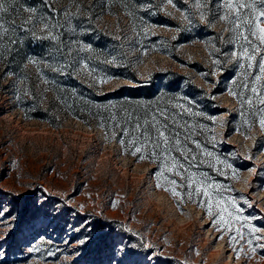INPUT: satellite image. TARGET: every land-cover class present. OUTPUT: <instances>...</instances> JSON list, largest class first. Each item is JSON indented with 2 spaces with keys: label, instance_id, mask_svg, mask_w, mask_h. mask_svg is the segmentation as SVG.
I'll list each match as a JSON object with an SVG mask.
<instances>
[{
  "label": "rangeland",
  "instance_id": "rangeland-1",
  "mask_svg": "<svg viewBox=\"0 0 264 264\" xmlns=\"http://www.w3.org/2000/svg\"><path fill=\"white\" fill-rule=\"evenodd\" d=\"M53 2L55 13L34 8L35 23L27 26L51 40L49 55L39 58L28 52L15 66V46L7 38L0 46V264H116L122 254L113 253L114 241L136 252L138 264H264V240L247 242L251 227L264 229V76L255 81L258 67H247L258 64L264 44L249 36L260 50L254 61L241 55L248 45L236 31L227 30L234 28L235 11L222 8L224 0H213L210 9H197L195 0H174L175 6L167 0ZM233 2L254 4L255 13L240 9L254 21L264 9L260 0ZM25 7L33 8L12 6L0 19L20 25L30 15ZM225 12L228 19L221 21ZM44 23L49 29L42 31ZM246 28L242 25L240 31ZM49 30L56 39L48 36ZM29 33L10 28L8 35L21 43ZM29 57L38 63H29ZM47 63L50 69L66 65L61 72H69L96 95L157 80L167 70L196 86L201 92L190 91L181 97L183 103L174 105L176 114L182 113L176 124L160 117L180 132L181 146L187 149L182 156L173 148L166 162L171 167L175 157L183 164L176 171L184 179L167 169L157 178L162 156L156 163L138 160L139 153L131 155V149L124 151L112 138L113 130L120 136L123 127L130 136L140 135L131 131L136 117L143 130V119L150 120L158 110L131 102L127 105L135 110L127 109L125 94L90 100L67 84L58 85L45 73ZM86 104L92 106L91 114H77L78 105ZM144 151L150 157L151 146ZM189 173L197 181L207 174L209 182L222 186L216 189L220 204L212 211L227 209L225 221L231 213L223 239L217 238L220 233L203 207L164 190L173 187L171 179L186 183ZM223 197L235 202L238 214ZM229 233L236 236L231 245ZM254 236H264V231Z\"/></svg>",
  "mask_w": 264,
  "mask_h": 264
},
{
  "label": "snow or ice",
  "instance_id": "snow-or-ice-1",
  "mask_svg": "<svg viewBox=\"0 0 264 264\" xmlns=\"http://www.w3.org/2000/svg\"><path fill=\"white\" fill-rule=\"evenodd\" d=\"M169 4L174 5V0H167ZM261 3H264V0H260ZM213 3V0H204L203 3H201V0H195V7L197 9H203V8H209L211 7ZM15 5V0H12V5L6 6L4 0H0V14L9 13L11 11L12 6ZM222 8L227 10H234L235 11V19L232 21V24L234 25V28L227 29L228 31H236L237 35L239 37H243L244 41L248 46L243 48V52L241 55H246L247 59L249 61H254L256 59V52L260 49L257 47V45L254 43L253 39H249V36L252 38H258L261 44H264V26H261V23L264 21H261L260 18H264V9H261L257 15L256 20L254 21L253 18L249 15H241L240 9L241 8H251L252 11L255 13L256 9L254 4H247V3H240L235 4L233 0H224L223 4L221 5ZM24 12L30 13L29 17L27 19H22L20 25H15V21H10L9 25H6L3 19H0V46H2V41L7 38L10 45L15 46L17 41L9 36L10 28L12 32H15L18 28H22L25 32H31L32 37L34 39H45L47 37L43 36H37L32 29L27 27L29 24L35 23V13L36 9L25 7L23 9ZM53 13H55V10H52ZM182 15H184L183 11L181 12ZM205 12H200V18L203 20L205 19ZM187 18V17H185ZM45 18L41 17V20L43 21ZM219 19L221 21H225L228 19V13L225 12L224 14L219 16ZM242 25H246L247 28L245 31H240ZM55 27V25H52ZM49 25L47 23L43 24L42 31L48 30ZM257 31L259 32V36H257ZM247 33V34H246ZM48 36L52 39H56L55 36H53L52 32L48 31ZM233 56L237 55L236 52L232 53ZM28 62L32 64L38 63L37 60H35L32 57L28 58ZM109 63H112V61H108ZM216 63V61H214ZM67 66L61 65L59 68L53 67V71H63ZM241 68H244L245 65L241 64ZM248 68H254L258 67L260 75H255L254 80L260 81L262 79V76H264V55H262L261 59L259 60L257 65H254L253 63L247 64ZM251 91L253 93L256 92V87L253 83L251 86ZM229 95H233L231 90H229ZM190 103V102H189ZM261 103H264V101H261ZM185 111H190V109H185ZM160 117H163V121H168L171 119L173 124H176L175 116L169 117L168 113L160 109L158 113H152L151 119L149 120L147 117L143 119V130H141V123L140 118L136 117V125L135 128H133L131 131L135 133H140V135H131L130 136V130L128 127L121 128L122 135L117 136V133L115 130H113L112 138L117 140V142L121 145L122 149L124 151L132 150L130 152L131 155L137 156L139 153V156L137 157L138 160H144L146 158L149 159V162L156 163L158 158L162 156L163 162L161 165H158V171L154 173V175L159 178L161 175H163L165 169H167L169 172H173L176 176H181L182 179H184L183 174L179 171H176L177 167H184L183 164H181L175 157H172L171 159V167H168L167 161L169 158V154L175 148V150L179 151L182 156H186L187 149L183 148L181 146V140H180V132L175 131L173 128L169 127V125L165 122H163ZM113 120H115V117H112ZM132 119V115H127V120L130 121ZM149 125L151 126V131L149 129ZM102 129H105V139H108L107 135V129L105 128V124L101 123L99 125ZM120 127L119 124H115L114 128ZM260 127L262 130H264V117L260 119ZM152 132L155 133V136H153ZM130 136V138H128ZM142 137V138H141ZM128 138V139H126ZM174 142V143H173ZM151 146L152 152L150 157L146 155L145 149H147ZM197 148L200 147L199 144L196 145ZM157 149H159V152H157ZM206 155L211 156V153H206ZM192 161L196 160L195 156H192ZM191 163V162H190ZM235 171V170H234ZM173 187L171 189L165 187L164 190L170 192V194L173 197L180 196L181 199L186 195L189 200H193L198 207H203L205 209V213L208 217V219L211 222V227L220 235L217 237L218 239H223L224 235L228 232V229L226 225L230 223V220L232 219L231 213L229 221H225L222 213L226 211L225 208H219L215 215H213V206H218L220 204V194L216 191V189L221 188V185L213 184L209 182V178L207 174H201V179L197 181L195 179V174L189 173L188 178L186 179V183H178L177 180L171 179L168 181ZM195 185V186H194ZM157 189L161 188V184L158 182L156 185ZM177 189H185L184 192H178ZM211 189V191H210ZM215 197V199H214ZM203 198V199H201ZM224 202L226 204L230 203L231 207L235 209L236 213H239V208L236 207L234 201H230L229 198L223 197ZM251 203V202H248ZM113 207H115V203H113ZM264 231V229L257 228V227H251L249 229L248 233V243L252 244L253 239L255 240H264V236H254L255 233ZM236 235L243 238V233H241L239 230H237ZM236 236L229 233V244L235 240ZM80 243H83V241H80ZM261 247H264V245H260ZM113 253H121L122 259L118 260L116 264H138V262L134 259L138 254L134 251H131L127 248V246H122V242L120 241H114L110 245ZM251 251L255 252V247L251 249ZM197 256L200 255L199 252L196 253ZM239 258V254L237 252V257ZM264 259V256L261 257Z\"/></svg>",
  "mask_w": 264,
  "mask_h": 264
},
{
  "label": "trees",
  "instance_id": "trees-1",
  "mask_svg": "<svg viewBox=\"0 0 264 264\" xmlns=\"http://www.w3.org/2000/svg\"><path fill=\"white\" fill-rule=\"evenodd\" d=\"M10 4H12V0ZM19 4L28 5L33 8H36L40 11L45 12L46 14H51V10L54 7L53 0H28V2H18L15 0V5ZM13 6V7H14ZM37 36H42L38 35ZM34 40V41H33ZM51 49V40L50 39H39L35 41L32 37V34L29 33L27 36H23V40L21 43H17L15 45V53L12 54L11 58L16 61L15 66H20L23 62V59L26 58V54H32L35 57L43 58V56L49 55L47 50ZM48 67L45 73H49L52 77H55L58 85L65 86L66 84L75 89L79 94L83 93L90 100L101 101L108 97H118L120 94H125V100L123 101V105L128 109H132L134 105H127L131 102V104H143L151 107V109L158 110L155 112H159L160 109L165 110L164 108H169L166 111L169 117L175 116L176 121H179V118L182 116L176 114L175 106L184 102L181 98L182 96L187 95L190 91L201 92L196 88L193 84L188 83V80L181 74L176 73L172 70H167L165 73L160 75V77L155 79H150L147 83L138 82L136 85L121 87L112 93H106L103 95H96L95 91L85 87L84 85L78 83L77 80L73 79L69 72H61V71H48L50 69L51 63H47ZM189 88V90H187ZM57 92L65 91L64 89H56ZM187 90V91H186ZM146 103V104H144ZM92 106L90 107L88 104L86 105H78L77 114L86 113L91 114ZM135 110V107L134 109ZM171 120V119H170Z\"/></svg>",
  "mask_w": 264,
  "mask_h": 264
},
{
  "label": "bare ground",
  "instance_id": "bare-ground-1",
  "mask_svg": "<svg viewBox=\"0 0 264 264\" xmlns=\"http://www.w3.org/2000/svg\"><path fill=\"white\" fill-rule=\"evenodd\" d=\"M218 252V251H217ZM228 257L230 258L231 257V253L228 255Z\"/></svg>",
  "mask_w": 264,
  "mask_h": 264
}]
</instances>
